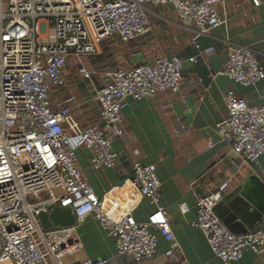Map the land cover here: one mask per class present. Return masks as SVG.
<instances>
[{
	"label": "built area",
	"instance_id": "1",
	"mask_svg": "<svg viewBox=\"0 0 264 264\" xmlns=\"http://www.w3.org/2000/svg\"><path fill=\"white\" fill-rule=\"evenodd\" d=\"M224 1L0 0V264H60L39 218L42 211L50 213L57 206L71 209L80 221L93 215L114 239L117 252L136 263L153 258L163 238L170 245L167 255L189 264L171 217L160 205L157 166L136 163L130 185L98 194L78 166L76 151L88 149L95 170L115 167L119 154L113 141L125 133L123 111L129 98L139 101L170 92L190 111L183 67L187 61L197 63V57L162 53L110 71L102 85L94 81L99 70L82 59L98 54L109 37L128 44L147 36L153 31L151 14L164 6H171L179 23L193 33L191 43L204 57L214 48L201 49L197 37L220 25L219 6ZM251 1L254 7L262 3ZM42 37L54 41L44 42ZM70 60L93 85L100 107L98 124L81 127L73 114L81 103L71 90L61 103L53 102L57 89L68 88ZM217 76L250 88L264 79V69L255 50L230 44L225 66L213 78ZM223 99L228 113L217 124L216 134L241 159L259 163L264 156V100L249 103L233 88L223 93ZM169 107L174 109V104ZM175 121L176 137L192 131L177 113ZM229 185L223 181L197 199L192 225L201 229L213 253L226 264L240 260L245 251L264 257V216L258 228L236 234L217 214ZM143 197L156 210L140 222L134 212ZM179 208L182 213L188 210L186 203ZM72 264H107V260Z\"/></svg>",
	"mask_w": 264,
	"mask_h": 264
},
{
	"label": "crops",
	"instance_id": "2",
	"mask_svg": "<svg viewBox=\"0 0 264 264\" xmlns=\"http://www.w3.org/2000/svg\"><path fill=\"white\" fill-rule=\"evenodd\" d=\"M219 12L220 25L197 37L201 49L214 48L204 57L191 43L193 33L179 23L171 6H164L151 14L153 31L147 36L128 44L109 37L99 47L98 54L82 59L86 65L99 70L94 81L102 85L108 82L110 71L162 53L197 57V63L187 61L183 67V88L190 111H185L179 96L170 92L139 101L129 98L123 111L125 133L113 141V150L119 154L117 165L95 170L91 152L85 147L76 151L78 166L98 194L129 184L136 163L156 165L162 182L160 205L171 217L173 231L189 264H226L213 253L201 229L192 225L197 216V199L213 192L223 181L228 180L230 185L216 211L234 233L258 228L264 216V156L257 164L248 163L206 132V129L215 130L227 116L223 99L226 90L235 89L252 104L264 100V79L254 87L243 88L226 76L213 78L214 73L224 68L230 44L255 50L264 69V0L259 7H254L251 0H225ZM66 78L68 88L57 89L54 104L61 103L66 91L71 90L81 103L80 108L73 110L81 127L100 123V107L94 99L93 85L80 76L73 60ZM169 103L174 104V109ZM175 113L193 127L190 133L179 138L173 133ZM181 203L187 204L186 213L180 211ZM155 210L156 205L143 197L134 215L144 222ZM44 231L55 246L60 264L85 259H105L107 264H179L167 255L170 245L163 238L159 239L157 253L151 259L136 263L120 255L114 239L93 215L82 221L75 217L72 225L52 226ZM263 261L262 255L245 251L233 264H262Z\"/></svg>",
	"mask_w": 264,
	"mask_h": 264
},
{
	"label": "water",
	"instance_id": "3",
	"mask_svg": "<svg viewBox=\"0 0 264 264\" xmlns=\"http://www.w3.org/2000/svg\"><path fill=\"white\" fill-rule=\"evenodd\" d=\"M207 133L215 137V140H221L219 135L216 134L214 129H206ZM40 222L43 228H50L52 226L63 227L72 225L75 222V216L71 209L61 208L60 206L55 207V209L50 212H41L39 215ZM94 260V261H98Z\"/></svg>",
	"mask_w": 264,
	"mask_h": 264
},
{
	"label": "rangeland",
	"instance_id": "4",
	"mask_svg": "<svg viewBox=\"0 0 264 264\" xmlns=\"http://www.w3.org/2000/svg\"><path fill=\"white\" fill-rule=\"evenodd\" d=\"M50 35H54V30H53V28L50 29ZM40 40H41V41H44V42L54 41L53 38L51 39V38H49V37H42Z\"/></svg>",
	"mask_w": 264,
	"mask_h": 264
},
{
	"label": "bare ground",
	"instance_id": "5",
	"mask_svg": "<svg viewBox=\"0 0 264 264\" xmlns=\"http://www.w3.org/2000/svg\"><path fill=\"white\" fill-rule=\"evenodd\" d=\"M127 185H130V184H127Z\"/></svg>",
	"mask_w": 264,
	"mask_h": 264
}]
</instances>
